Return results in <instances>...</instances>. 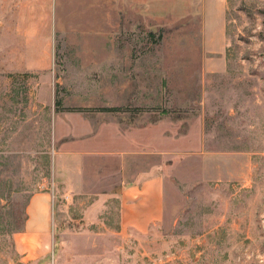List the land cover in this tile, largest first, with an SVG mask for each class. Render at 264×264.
Masks as SVG:
<instances>
[{"label":"rangeland","instance_id":"374dc122","mask_svg":"<svg viewBox=\"0 0 264 264\" xmlns=\"http://www.w3.org/2000/svg\"><path fill=\"white\" fill-rule=\"evenodd\" d=\"M127 1L92 48L58 34L47 71L15 70L19 39L0 22V264H25L27 204L55 184L35 264L68 238L97 264H264V0H146L147 15ZM63 151L104 174L110 152L158 167L160 221L121 231L111 175L66 198Z\"/></svg>","mask_w":264,"mask_h":264},{"label":"crops","instance_id":"0c3cea01","mask_svg":"<svg viewBox=\"0 0 264 264\" xmlns=\"http://www.w3.org/2000/svg\"><path fill=\"white\" fill-rule=\"evenodd\" d=\"M146 0H128L129 5L147 15ZM118 0H0V22L10 26L13 38L19 39L22 64L15 67L21 71H47L55 52V38L58 34L81 42L92 48L94 41L107 36L103 30L118 23ZM10 30V29H8ZM11 30V31H12ZM93 40V41H88ZM17 53V51H16ZM110 158H120L117 171L105 173L106 166H98L83 160H92L88 152L63 151L53 160V178L61 184L65 197L71 194H90L88 191L102 183L101 176L111 175L115 183L120 202L121 231L134 227L143 230L161 219L164 196L163 176L158 167L151 168L148 161L140 165H127L128 154L108 153ZM99 156L107 155L98 153ZM116 168V167H115ZM99 176V177H96ZM54 185V184H53ZM58 193V184L50 192H39L30 197L26 207L24 231L15 237L16 249L25 264L46 257L49 245L46 235L49 223V206H54ZM99 198L103 194H98ZM54 210V209H53ZM88 216V213L86 214ZM55 224V214L53 212ZM90 238V237H89ZM75 240V239H73ZM73 240L68 238L61 244L51 263L43 264H97L96 256L79 253ZM84 254V255H83ZM39 261V260H38Z\"/></svg>","mask_w":264,"mask_h":264}]
</instances>
